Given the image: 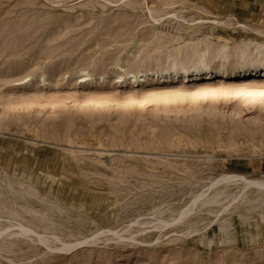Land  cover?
Segmentation results:
<instances>
[{"label": "rangeland", "instance_id": "374dc122", "mask_svg": "<svg viewBox=\"0 0 264 264\" xmlns=\"http://www.w3.org/2000/svg\"><path fill=\"white\" fill-rule=\"evenodd\" d=\"M263 63L264 0H0V264H264V189L198 196L264 182Z\"/></svg>", "mask_w": 264, "mask_h": 264}, {"label": "bare ground", "instance_id": "6f19581e", "mask_svg": "<svg viewBox=\"0 0 264 264\" xmlns=\"http://www.w3.org/2000/svg\"><path fill=\"white\" fill-rule=\"evenodd\" d=\"M201 24H203V23H201ZM194 27H197V26H194ZM199 27V26H198ZM197 27V28H198ZM196 28V29H197ZM249 42H250V40H249ZM244 43V42H243ZM251 43V42H250ZM249 43V44H250ZM257 44V43H256ZM261 47H263V46H261ZM243 54V53H242ZM175 62V61H174ZM172 63V62H171ZM259 63V62H258ZM252 64V63H251ZM264 64V63H263ZM222 66V65H221ZM176 67V65L173 63L172 65L170 64V69H173V68H175ZM180 67V66H179ZM191 67V66H190ZM194 67V66H193ZM207 67V66H206ZM258 67V66H257ZM169 68V67H168ZM178 68V67H177ZM184 68V70L185 69H187V68H185V67H183ZM181 69V68H180ZM189 69V68H188ZM166 70H167V68H166ZM190 71V70H189ZM140 72V71H139ZM139 72H137V74L139 73ZM163 72V71H162ZM172 72H173V70H172ZM195 72V71H194ZM237 76L239 77V78H244V77H247V76H249V75H254V77H255V75H257V74H259V77L261 76V77H264V68L263 69H260V70H258L255 66H253V65H248V66H242L237 72ZM171 74V73H170ZM220 74V75H219ZM221 74H223V75H221ZM224 74H225V72L224 71H219V70H215V71H213V72H209L207 69H205L201 74H196L195 75V77L196 78H199L200 80H207V79H210V78H216V77H219V76H224ZM134 75V74H133ZM87 77V76H86ZM137 77V76H136ZM135 77V78H136ZM140 77H142V76H140ZM47 178V177H46ZM237 182H242L244 185H243V187L241 188L242 189V192H240L239 194H237L235 197H234V200L236 199V198H238V199H240V196L244 193V191H245V189H248V187L249 186H253L254 187V189L255 188H259V189H264V182H260V181H253V180H250V179H246V177H243V176H239V175H236V176H234V175H225V176H223V177H221V178H219V179H217L216 181H214V182H212V184H211V186H209L205 191H203L202 193H200V195L198 194V196H199V198L201 199L202 197H204V195L207 193L208 194V192L211 190V188H213V187H215V186H217V185H220L221 183L223 184V183H226V184H228V183H232V184H237ZM45 184V183H44ZM210 192H212V191H210ZM206 194V195H207ZM210 195V194H209ZM260 195V194H259ZM218 196V195H217ZM243 196V195H242ZM213 197V196H212ZM214 198H215V196H214ZM214 198H213V200H211V201H213V202H215L214 201ZM200 199H196L197 201H199V202H201L200 201ZM203 200V199H202ZM256 200V199H255ZM197 201H195V202H190V203H196ZM210 201V202H211ZM233 201V200H232ZM236 202H237V200H235ZM239 201V200H238ZM189 203V204H190ZM203 203V202H202ZM204 203H205V201H204ZM207 203V202H206ZM208 203H209V201H208ZM212 203V202H211ZM229 203H231V202H229ZM228 203V205L230 206L231 204H229ZM235 203V202H234ZM233 203V204H234ZM210 204V203H209ZM213 204V203H212ZM246 204V203H245ZM255 204V203H254ZM188 205V204H187ZM191 205V204H190ZM195 205V204H194ZM199 205V204H198ZM253 205V204H252ZM189 206V205H188ZM192 206H193V204H192ZM228 206V207H229ZM249 206H250V204H249ZM194 207V206H193ZM236 207V206H235ZM237 207H239V206H237ZM236 207V208H237ZM245 207H248V206H245ZM226 208H227V206H225V210H226ZM184 209V208H183ZM255 210H257L256 208H254ZM220 211V210H219ZM250 211H252V210H249V212ZM187 212V210H185L183 213L182 212H180V213H182L181 214V217H183V219H184V217L188 214V213H186ZM216 212H218V211H216ZM256 212V211H255ZM219 213V212H218ZM224 213V212H223ZM252 213H253V211H252ZM179 216V215H178ZM187 217V216H186ZM218 217V216H217ZM216 220V219H215ZM179 221H180V219H179ZM163 222V221H162ZM165 223V222H164ZM22 227V226H21ZM22 230V229H21ZM28 230V229H27ZM91 241L89 240V241H84V242H82V243H90ZM79 244V243H78ZM75 245H77V244H75ZM75 245H73L72 247H74ZM71 247V248H72Z\"/></svg>", "mask_w": 264, "mask_h": 264}]
</instances>
